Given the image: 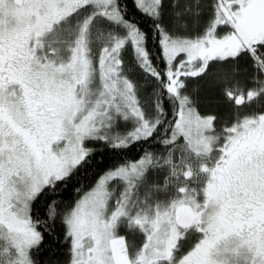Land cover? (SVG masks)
Masks as SVG:
<instances>
[{
    "label": "snow or ice",
    "instance_id": "obj_1",
    "mask_svg": "<svg viewBox=\"0 0 264 264\" xmlns=\"http://www.w3.org/2000/svg\"><path fill=\"white\" fill-rule=\"evenodd\" d=\"M201 81L223 113L197 110ZM50 243L264 264V0H0V264Z\"/></svg>",
    "mask_w": 264,
    "mask_h": 264
},
{
    "label": "trees",
    "instance_id": "obj_2",
    "mask_svg": "<svg viewBox=\"0 0 264 264\" xmlns=\"http://www.w3.org/2000/svg\"><path fill=\"white\" fill-rule=\"evenodd\" d=\"M193 87L197 89V94L201 96L202 104L197 108L198 111L204 114H214V113H223L225 104L222 100L217 98V94L214 90L209 89L204 82L193 83ZM140 155V149H133L125 157L126 159H133ZM118 158H115L111 155L105 154L97 158V165L95 166L88 174V178L82 180L83 188L87 189L93 181L96 179L97 175L102 173L104 169L110 167L113 163L117 161ZM75 198V193H71L66 199L69 201ZM42 259L45 261V264H64L65 259V249L64 246L56 247L55 244L50 243L46 245L45 251L42 255Z\"/></svg>",
    "mask_w": 264,
    "mask_h": 264
}]
</instances>
